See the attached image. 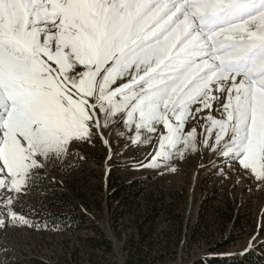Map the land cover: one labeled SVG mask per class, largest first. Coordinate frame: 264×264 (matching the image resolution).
Returning <instances> with one entry per match:
<instances>
[{"label": "snow or ice", "instance_id": "6c2138e0", "mask_svg": "<svg viewBox=\"0 0 264 264\" xmlns=\"http://www.w3.org/2000/svg\"><path fill=\"white\" fill-rule=\"evenodd\" d=\"M96 137L106 165L151 147L132 167L175 172L207 152L201 168L264 183V0H0V237L49 230L22 198Z\"/></svg>", "mask_w": 264, "mask_h": 264}, {"label": "rangeland", "instance_id": "374dc122", "mask_svg": "<svg viewBox=\"0 0 264 264\" xmlns=\"http://www.w3.org/2000/svg\"><path fill=\"white\" fill-rule=\"evenodd\" d=\"M124 143L119 141L120 146ZM113 146L117 152L120 151L115 137ZM72 149L83 157L82 162L71 170L49 163L45 171L54 183H45L42 187L52 189L51 193L43 197L33 192L23 197L22 202L37 209L43 202L47 212L62 210L83 214L85 218L78 233L69 235L62 230H53L54 227L36 231L9 226L0 237V248L9 249L0 253L4 264H38L31 261L32 258H39L44 264H91L92 254L96 255L99 264H122L126 240L134 236L137 217L148 205L149 195L166 196V202L183 218V224L172 225L165 219L164 212L158 220L159 229L155 234L157 255L161 251L160 236L169 228H182L178 234L171 233L180 235L178 254L170 256L172 264L233 258L248 252L258 253L259 250L264 253V183L246 176L244 171L238 170V165L225 169L228 176L225 179L218 174L219 167L223 165L200 167L215 158L207 152L175 161L177 170L168 172L163 168L132 167L139 160L147 163L144 154L151 151V147L131 148L114 155L107 165L108 148L99 137L92 145L74 142ZM107 168L110 171H106ZM112 175L124 182L137 183L132 192L145 195L131 207L121 206L120 200L111 205L106 196L107 183ZM62 189L73 196L71 202L63 203L57 193ZM74 190L75 194L72 193ZM16 211L20 212L22 208L17 206ZM33 219L47 221V215L41 212ZM100 234L107 236L112 243L114 251L111 254L107 255L103 249H91L88 239L98 238ZM253 237L256 239L250 247Z\"/></svg>", "mask_w": 264, "mask_h": 264}, {"label": "trees", "instance_id": "16d2710c", "mask_svg": "<svg viewBox=\"0 0 264 264\" xmlns=\"http://www.w3.org/2000/svg\"><path fill=\"white\" fill-rule=\"evenodd\" d=\"M108 182L106 200H109L111 205H113L112 203L120 200L121 206L131 207L139 197L145 195L141 192H132V188L137 186V183L124 182L118 177H113V175L109 178ZM57 193L62 197L64 204L71 202V199H73V196L69 195L67 190L64 191L62 189ZM72 193L75 194V190L72 191ZM147 198L148 205L144 208L143 214L141 213L140 216L137 217L136 228H133L135 234L133 237L126 240L123 248L124 261L122 264H172L170 256H172V254H178L180 248V235L174 236L175 234L171 233L178 234L182 231V228H169L168 230H172V232L167 230L162 234V236H160L162 237V240L160 243L161 251L158 252L159 255L156 254L158 248L155 240V234L159 229L158 220L164 212L165 219L172 225H179L181 222L183 224V218L180 214H176L173 211L172 206L166 202V196L149 195ZM48 213H50V215H47V221L50 222V227L59 225L61 226L62 231L69 235L78 233V228L80 224L83 223L85 218L83 214H78L73 211L66 212L62 210H53ZM100 233L102 232L100 231ZM88 242L91 249H94V251L103 249L107 255L114 251L113 245L109 241L108 237L103 236L102 234H100L98 238H89ZM31 261H37L38 264H44V262H41L39 258H32ZM89 261L91 264H99L95 254L90 256ZM190 264H264V253L259 250L258 253L248 252L243 256L233 258H210L208 260L199 259Z\"/></svg>", "mask_w": 264, "mask_h": 264}]
</instances>
